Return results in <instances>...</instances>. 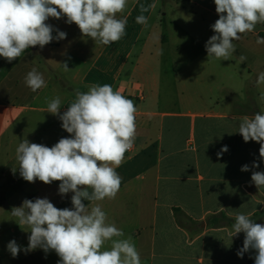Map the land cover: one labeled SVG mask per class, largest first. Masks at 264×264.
I'll return each mask as SVG.
<instances>
[{
	"label": "crops",
	"instance_id": "crops-1",
	"mask_svg": "<svg viewBox=\"0 0 264 264\" xmlns=\"http://www.w3.org/2000/svg\"><path fill=\"white\" fill-rule=\"evenodd\" d=\"M141 14L147 27L136 22ZM123 15L125 35L110 45L82 37L66 17L49 18L53 36L59 29L65 39L30 47L11 63L0 57V264H58L54 251L23 250L30 233L10 211L36 198L71 208L72 193L61 197L58 181L29 183L13 172L15 150L25 138L52 147L69 137L45 112L47 101L59 96L63 114L75 92L92 84L111 85L137 107L136 140L117 168L120 190L100 203L108 221L132 237L142 264H254V253L237 256L244 234L230 240L228 231L236 213L264 224V188L251 181L252 171L264 172L260 145L236 132L242 116L264 112V85H256L264 24L234 41L231 60L218 61L205 48L219 18L214 0H128ZM33 68L47 83L36 92L25 84ZM246 164L250 171H241ZM12 240L21 247L16 257L7 249Z\"/></svg>",
	"mask_w": 264,
	"mask_h": 264
},
{
	"label": "clouds",
	"instance_id": "clouds-1",
	"mask_svg": "<svg viewBox=\"0 0 264 264\" xmlns=\"http://www.w3.org/2000/svg\"><path fill=\"white\" fill-rule=\"evenodd\" d=\"M214 4L219 18L211 25L215 34L205 45L208 59L231 60L234 41L264 24V0H214ZM127 6L128 0H0V57L11 63L30 47L43 48L54 39H65L67 34L59 29L53 36L49 18L66 17V23L77 25L82 37L95 45H110L125 35ZM136 22L148 26V18L142 14ZM257 42L264 43V39ZM246 59L239 57L241 63ZM61 64L65 71L70 70L67 62ZM25 84L32 92L47 87L43 74L35 68L26 74ZM256 85H264V71L258 74ZM62 107L56 96L47 101L45 112L58 117L69 137L52 147L23 139L15 150L18 167L13 172L18 170L29 183L58 181L61 197L72 193V207L57 208L48 198L25 199L21 206L13 207L12 220L30 233L23 250L54 251L58 264H142L132 237L125 238L123 230L108 221L100 203L114 200L120 190L122 177L117 168L137 135L134 101L109 84H92L86 92H75L63 114ZM236 132L244 142L260 145L259 157L264 161V112L242 116ZM227 151L224 146L218 158ZM258 167L255 161L251 165L252 169ZM241 171H250L249 165ZM251 181L258 189L264 188V172L252 171ZM251 215L236 213L228 236L232 240L243 233L237 256L243 258L251 252L254 264H264V224L256 223ZM7 249L13 257L21 251L15 240Z\"/></svg>",
	"mask_w": 264,
	"mask_h": 264
},
{
	"label": "trees",
	"instance_id": "trees-1",
	"mask_svg": "<svg viewBox=\"0 0 264 264\" xmlns=\"http://www.w3.org/2000/svg\"><path fill=\"white\" fill-rule=\"evenodd\" d=\"M0 206H1V201H0ZM251 261V259L249 260V262ZM251 264V263H250Z\"/></svg>",
	"mask_w": 264,
	"mask_h": 264
}]
</instances>
